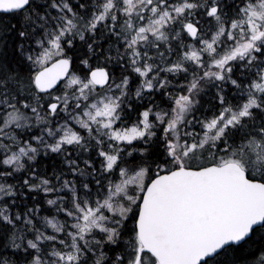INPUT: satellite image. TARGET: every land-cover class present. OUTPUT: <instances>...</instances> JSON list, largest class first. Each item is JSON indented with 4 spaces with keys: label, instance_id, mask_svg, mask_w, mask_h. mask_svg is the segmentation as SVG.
<instances>
[{
    "label": "snow or ice",
    "instance_id": "6c2138e0",
    "mask_svg": "<svg viewBox=\"0 0 264 264\" xmlns=\"http://www.w3.org/2000/svg\"><path fill=\"white\" fill-rule=\"evenodd\" d=\"M0 264H264V0H0Z\"/></svg>",
    "mask_w": 264,
    "mask_h": 264
}]
</instances>
